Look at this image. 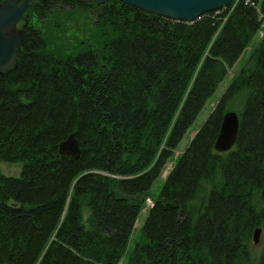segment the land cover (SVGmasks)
Returning a JSON list of instances; mask_svg holds the SVG:
<instances>
[{
  "label": "trees",
  "instance_id": "obj_1",
  "mask_svg": "<svg viewBox=\"0 0 264 264\" xmlns=\"http://www.w3.org/2000/svg\"><path fill=\"white\" fill-rule=\"evenodd\" d=\"M32 1L17 64L0 73V162L21 164L0 171V264H117L143 198L259 29L264 0L192 22L94 3L109 37L100 51L64 55L48 49L38 20L90 3ZM248 62L175 160L125 264H241L242 241L264 226V35ZM238 95L234 147L218 152ZM70 133L77 157L58 153Z\"/></svg>",
  "mask_w": 264,
  "mask_h": 264
},
{
  "label": "rangeland",
  "instance_id": "obj_2",
  "mask_svg": "<svg viewBox=\"0 0 264 264\" xmlns=\"http://www.w3.org/2000/svg\"><path fill=\"white\" fill-rule=\"evenodd\" d=\"M238 1L239 0L231 1V3L228 5L230 7L227 12L228 14L236 6ZM32 4L33 1L31 0V5ZM87 5L83 8L55 7V9L51 10L43 20H38V27L44 35L48 49L50 51L64 55L67 53L70 54L83 46H89L97 51H100L102 49V46L106 41L108 34H106L105 31L101 29V27L98 25V22L96 21L98 7L94 6V3H90ZM35 19L36 18L34 17V20ZM259 19V29L255 32L248 45H246V47L242 50L237 60L232 65L226 66V73L223 77V80L219 83L214 93L208 98L205 105L197 115L192 126L183 135L182 139L174 150L175 155L166 164L165 168L161 172V175L153 182L149 192L143 198L144 202L143 207L141 208V211L139 213V218H137L131 229L130 236L127 242L125 243L124 250L121 255L122 258L120 259L118 264H125L127 262L128 256L133 253L135 244L143 240L140 229L142 225V220L147 210V208L144 206H146L147 203L148 205H150L152 199L154 200L158 195L167 170L170 168L172 163L178 158V156L182 154L188 142L195 135V132L198 127L201 125L202 122H204L209 112L214 108L222 93L225 91L231 81L236 77L241 68H248V60L254 48L258 44L259 40L264 35V16L259 14ZM22 21L23 20L20 21L18 26L22 27ZM242 100L243 98L238 95L229 104L228 110L238 112L240 110V107L242 106ZM20 169V163L3 161L0 162V171L6 175H17L20 172ZM210 188V184L203 183V185H201L199 193L197 194V199L194 201V203H192V205H198L199 199H203L204 196H206V194L210 190ZM254 200L258 201V197L255 196ZM256 227L257 226H255L253 229H255ZM258 227L260 228V232L258 234L256 242H254L251 237L249 239H246V242L242 241V252H240L241 264H257L258 257L264 251V226L260 224L258 225ZM246 252L248 254L247 258L243 256Z\"/></svg>",
  "mask_w": 264,
  "mask_h": 264
},
{
  "label": "water",
  "instance_id": "obj_3",
  "mask_svg": "<svg viewBox=\"0 0 264 264\" xmlns=\"http://www.w3.org/2000/svg\"><path fill=\"white\" fill-rule=\"evenodd\" d=\"M104 3L109 0H79ZM143 11L180 21H195L205 13L228 6L232 0H119ZM29 0H3L0 2V73H6L17 64L22 43V30L17 27ZM238 130V117L228 111L223 115L220 132L214 148L224 151L232 147ZM58 153L77 157L80 146L74 133H70L58 144ZM260 229H256L254 242Z\"/></svg>",
  "mask_w": 264,
  "mask_h": 264
},
{
  "label": "bare ground",
  "instance_id": "obj_4",
  "mask_svg": "<svg viewBox=\"0 0 264 264\" xmlns=\"http://www.w3.org/2000/svg\"><path fill=\"white\" fill-rule=\"evenodd\" d=\"M30 5H31V0H29V6L26 8V10H25V12H24V14H23V16H22V18H21V20H24V18L26 17V11H28V9H29V7H30ZM31 15V17H33V15L32 14H30ZM20 20V21H21ZM20 21H19V23H20ZM19 23H18V25H19ZM17 25V27L20 29L21 28V30H22V27L21 26H18ZM261 40V39H260ZM259 40V41H260ZM233 64V63H232ZM231 64V65H232ZM227 66H230V65H227ZM235 112V111H234ZM236 113V112H235ZM237 115V117H239V115L238 114H236ZM222 119H223V117H222ZM221 124H222V121H221ZM221 124H220V128H221ZM256 229H260L258 226L255 228V229H253L252 230V232H251V234H250V237H251V239L252 240H254V236H255V233H256ZM249 237V238H250ZM123 253V252H122ZM122 257H120V259H121ZM120 259L118 260V262L120 261ZM123 259H124V257H123ZM118 262H117V264H118Z\"/></svg>",
  "mask_w": 264,
  "mask_h": 264
}]
</instances>
